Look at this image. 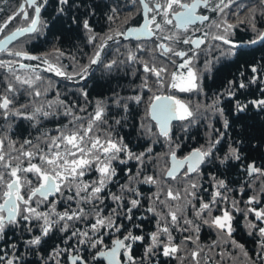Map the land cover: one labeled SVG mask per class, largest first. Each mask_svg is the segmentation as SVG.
Listing matches in <instances>:
<instances>
[{"label": "snow or ice", "instance_id": "1", "mask_svg": "<svg viewBox=\"0 0 264 264\" xmlns=\"http://www.w3.org/2000/svg\"><path fill=\"white\" fill-rule=\"evenodd\" d=\"M133 2L139 5L137 10L143 23L115 35L134 38L141 43H137L135 51L127 49L125 59H112L103 64L109 74L128 68L135 75L136 66H139L143 76L139 90L134 89L133 94L122 95L113 89L110 97L95 101L92 111L87 107L74 111L76 105H67L63 100H40L46 94V89L38 86L44 79L37 71L40 64L0 59V69L7 73L0 90V120L4 121L0 125V242L4 245L0 247V264H22L23 257L17 254L21 244L26 252L39 255L42 246H46L56 233L62 234L63 246L58 244L47 256H39V264H61L62 259L66 264H152L158 256L176 259L180 264L185 261L205 264L206 259L212 260L207 253L217 249L220 250L216 253L219 256L217 264H220L229 254V248L237 249L251 264H256V260L264 264V165L254 160L246 162L243 139L228 143L220 154L230 128L225 114L226 100L235 117L250 109L264 112V65H250V75L241 71L238 78L228 80L223 90L214 93L209 102L195 108L175 95L157 94L170 89L207 95L195 62L208 51L209 40L219 42L212 47L221 49V56L236 54L234 50L240 45L231 39L236 26L227 21L236 0ZM0 3L8 4L9 0H0ZM48 3L49 0H23L6 13L0 20V34L6 33L13 22H23V26L9 30L0 39V53L28 61L39 60L46 65L45 72L69 78L65 66L59 63L65 55L60 49H55L52 60L49 59L51 54L40 57L9 48L19 37L37 34L42 25L46 26L41 14ZM57 4L58 16H66L72 8L79 10L80 7L74 0H57ZM259 5L264 6V0H259ZM242 7L237 5V9ZM110 11L112 14L107 20L118 19L117 8ZM3 12L6 9L0 8V13ZM208 13L215 14L219 20H213ZM94 14L90 10L83 19L72 14L69 20L70 26L82 29L89 44L98 38L90 22ZM260 15L264 16V7ZM256 19L257 7L253 6L247 8L246 20L238 21L247 23L257 32L251 44L264 41V31L257 29ZM205 27L209 30L205 31ZM213 28L215 32L211 31ZM113 39V35H106L103 42L96 45L90 65L102 62L101 50ZM180 45L187 47L180 48ZM140 53L149 58L145 59ZM210 63L205 62L206 71H210ZM15 65L24 70L23 75L17 73ZM87 71L88 67L84 66L82 72ZM253 85L257 86L258 96L250 91ZM142 91L152 93L145 115L154 122L156 131L144 124L141 128L152 136L163 138L168 145L165 154L168 164L159 175H145L143 171L152 159L153 149L149 147L136 153L115 130V126L125 122L133 105L144 102ZM24 93H27L28 102L18 105L17 97ZM80 94L86 105L91 103L87 91ZM250 95L252 99H248ZM54 104L63 107V115L70 118L67 124L57 128L55 135L44 132L35 139H13V121L26 120L36 128L41 120L57 115ZM201 118L208 121L206 143L179 157L182 137L174 138L173 122H179L180 132L186 135ZM216 118L222 119L223 131L212 123ZM130 161L136 162L135 172L127 167ZM208 164L215 165L218 170L225 168L219 175L213 173L208 177L210 190L201 183L203 166ZM121 165L125 166L119 168L125 182L119 184L118 191H112L110 185L116 182ZM232 169L238 170L240 180L226 178L227 171ZM138 184L154 186L156 191L145 197ZM234 184H239V188H233ZM245 194L247 199H243ZM145 199L150 202L145 212L155 219V230L147 234L146 244L145 235L134 231L142 229L146 218L136 215ZM236 214L246 221L247 234L255 237L256 260H252L244 245L234 238ZM136 220L140 223H135ZM203 226L216 234L207 253L198 243ZM9 231L18 236L16 242L6 239ZM174 231L188 234L177 243ZM106 238L110 242H106ZM136 244L144 245L139 260L133 255ZM188 244L195 246L189 250Z\"/></svg>", "mask_w": 264, "mask_h": 264}, {"label": "trees", "instance_id": "2", "mask_svg": "<svg viewBox=\"0 0 264 264\" xmlns=\"http://www.w3.org/2000/svg\"><path fill=\"white\" fill-rule=\"evenodd\" d=\"M93 6H95L94 1L91 2L92 9ZM81 8L82 9L76 10L74 13L68 12L66 16H61L57 18H55L54 11L52 10L50 14H48L49 29L47 30V34L43 36V40L48 38L50 42L59 43L61 45L60 46L61 50H65L68 52H76L77 48L79 47L78 46L79 42H81V40L83 39V35L81 34L82 30L77 25L70 26L69 20L72 14L78 15L81 19L85 18V13L88 12L89 7L83 4L81 5ZM94 20L95 19H93L92 17L91 18L92 25L94 24ZM40 40H41L40 38H37L35 41H31L28 44L27 51L30 54L41 52L43 49L46 48L42 46L41 44L42 40L41 41ZM249 44L250 42L245 44L242 47V49H238L239 51H237V53L233 55V57L226 58L221 62H219L218 64H214L213 67H211L208 75H206V77L202 79V85L204 87V90L207 92L208 99L209 97L213 96L214 93L223 90L228 80L238 78L239 73L241 71L245 72L246 76L250 75L248 71L250 65L257 63L264 65V41H259L253 45L252 44L249 45ZM126 56H127V52L124 53L123 58H125ZM206 59L207 61H209L210 58L207 57ZM214 62L215 61L213 58L211 62V66L212 63ZM130 72L131 70H129L128 68H121L119 72L114 71L111 74L106 73L103 70L99 72L94 71L90 79L86 82V84L84 83L83 84L84 86L83 87L81 86L82 88L80 89V92L87 91L88 98H94V99L106 98L107 96H111L113 89L120 91L122 95H128L130 94V92H126L127 85L132 84L130 81L137 80L136 83H139V81L141 82L140 74L142 73V71H139L138 74L133 75L130 74ZM75 73L72 72L71 74H75ZM49 74H53V73H49ZM59 77L56 79L58 80ZM41 82H38V84ZM70 82L74 84L73 80H70ZM74 85L76 86L77 84ZM41 86L42 85H40V87ZM251 89H252L251 92L255 96L259 95L256 85L251 86ZM177 93L183 94L180 92ZM177 93L175 94L178 95ZM178 96H183V95H178ZM24 97L25 99H29L27 93H25ZM22 100L23 97L18 100V104H21ZM230 108L231 105L229 106V108H227V111H225V114L230 121V128L228 129L225 135L227 136V140L225 141L226 144L222 143L224 147L221 148L220 154H222L223 151L226 150V146L228 143H231L233 140L243 139L244 149H245L244 155L247 157L246 162H251L254 160L258 165L264 164V112L256 113L255 110H251L249 112L240 115L239 117H235L230 113L229 111ZM50 120L51 118L49 117L47 119H44L43 121H50ZM141 124H144V122L138 120L137 114L132 111L130 112V115H128L125 122L120 126V132H122L123 137L125 138V142L129 143V146L132 150H140L145 145V142L144 144L142 143L140 145L137 140L138 137H136L139 134V132L138 134L136 133V129H137L136 126L141 128ZM215 124L218 125L217 121H215ZM27 125L29 126V123H27ZM218 126H220L219 129L223 131L222 119H220ZM28 130L29 128L26 131L24 130V132L26 133L28 132ZM17 132L20 136L24 134V132L22 133L21 130H18ZM205 132H207V124L201 125L200 129H195L193 130V132L189 131V133L185 135L184 140L181 142V148L178 152H182V153H185L187 151L189 152L192 148L198 147L201 144L206 143L205 139L207 138V136L205 135ZM33 133H34V129L33 127H30V134L32 135ZM51 133L53 132L51 131ZM20 136H17L18 138L16 137L13 138L23 139V137ZM179 137H182V135ZM138 139L140 141V138ZM218 148H220V146H218ZM203 169H204L203 172H205L208 176H210L213 173L219 175L220 172L225 171V168L223 167H220L218 170L217 167L213 164L205 165ZM226 178L234 179V180L241 179L240 176L238 175L237 169H232L230 171H227ZM235 185H239V184H234L232 186ZM244 197L246 199L247 195H245ZM244 225H245V221L243 216L238 214L236 216V221L234 222V227L236 228V231L233 234L234 238L238 243L244 245L245 250L249 253V257H251V259L253 260H256V252L258 251V247L256 244L255 237L249 236L247 234V229L244 227ZM151 231H152V225L150 222L147 224L146 231L143 235H145V237L147 238V234L150 233ZM12 235L13 233L12 234L8 233L6 239L14 240L15 237L14 236L12 237ZM24 235L25 237H27L26 233ZM202 235H203L202 237H204L205 230L202 232ZM61 236L62 234L56 233L53 236V238L48 241L46 246H42L39 255L28 252L29 256H26L28 257L26 259L24 258L23 263L39 264V256H47L50 249L55 247L56 243H59ZM21 245L19 252L17 253L18 255H20L21 252L25 254L24 250L22 249L23 246ZM2 246H4L3 242H0V247ZM143 246L144 245L142 244L134 245L133 255L135 257H139L141 255ZM157 260L159 261V264H176L174 259H165L162 256H158L156 259H154L152 261V264H157Z\"/></svg>", "mask_w": 264, "mask_h": 264}, {"label": "rangeland", "instance_id": "3", "mask_svg": "<svg viewBox=\"0 0 264 264\" xmlns=\"http://www.w3.org/2000/svg\"><path fill=\"white\" fill-rule=\"evenodd\" d=\"M254 6H256L257 8L261 7L260 5H257V4H255ZM118 19L120 20V16L118 17ZM0 20H2L1 17H0ZM239 20H246V17L242 16ZM227 21L229 22V19ZM118 31H119V25L117 23H114L113 26H111V24L109 25V23H108L109 35H114ZM27 38L31 39L32 35H29ZM25 40H26V36H24L23 38H20L17 41H15L14 44H13L12 50L13 49H24ZM21 41L23 42V46H21ZM55 49H57V48L54 47V46H51L48 49H46L44 52H42L40 55H39V52L34 53V54L36 56L39 55L40 57H44L46 54H51V55H49V59L54 60L55 59V55H56ZM110 49H112V48H110ZM110 49H109L108 52L104 53V55L101 56V59H103V61L101 63H99L95 67V71L99 72V71L103 70L104 72H106L104 67H103V64L107 63L106 62L107 60L109 62L112 59H117V58L120 59V48L115 47L113 50H110ZM84 50H80V51H77V52H68V51H65V50H61V51H63L65 53V55L60 58L59 63H61V64H63L65 66V71L69 74V78L59 77V79L57 80L56 78H58V77L54 76L55 74L54 75H52V74L48 75V74L42 73L39 70H37L42 75V77L44 78L42 80V82L38 84V86L40 87V85H42L40 87L41 90H45L46 89V94L40 98V100L42 102H46V101L55 102L57 100H63L64 103L67 104V105H76V108L74 109V111H78L79 107H87V110L89 112L92 111V105L95 103L96 100L95 99L94 100L88 99V101H90L91 103L86 105L85 101H83L82 96L79 93H73L75 85L72 82H70V80H73V78H74V74H71L72 72H74V73L78 72L79 70H81L83 68L84 65L88 66L90 68L89 70H91V67L93 66V65H88L89 62H87V63L84 62L86 59H89V57H90V55H87L88 52H89L88 49H84ZM91 51H92V53H95V51L93 49H91ZM104 51H106V50H103V52ZM123 55H124V52H122V56ZM199 58H200V56H199ZM0 59L17 60V58H15V57H7V56H4V55H0ZM206 61H207V59L204 62H206ZM32 64L37 65L36 63H33V62H32ZM195 64H196V68L202 74V72L205 70V67L198 66L199 62H197V61L195 62ZM43 66L46 67V65H43ZM209 67L211 68V64L209 65ZM138 68H139V66H137L136 69H135L136 74L139 73ZM16 70H17L18 74H21V75L24 74V70H22L20 68H16ZM132 72H133V70H131L130 74H132ZM140 75L142 77L143 73H141ZM136 81H130L132 84H128L127 85L126 92H130V94H133V90L134 89L135 90H139L138 86L140 85L141 82L139 81V83H136ZM53 87H54V89H53ZM77 90H79V89H77ZM153 90L155 91V88ZM141 94L144 96V102L141 103L140 105H133V107L130 110V112H132V111L135 112L137 114V116H138V120L143 121L144 125H146L148 127L151 126L153 131L155 132L156 131L155 124L152 121H150L145 115L146 110H147L146 107H147L148 97L152 93L147 92V91H144V93H143V91H142ZM157 94L175 95V96H177V98H179V99H181V100H183L185 102L190 103V105L193 108H195L196 105H198V104L199 105H203V104L209 102V100L212 98V96H211V97H209L208 100H206L205 96L203 94H200V93H198V94H188L187 93L186 95L178 96L175 93H173L172 90H170V89H165L162 92H159ZM21 97H22V95H18L17 102H18V100ZM23 98L24 99H23L21 104L27 103L28 99H25L24 94H23ZM53 110H57V115L50 116V118H51L50 121L41 120L40 124L36 127V129L33 128L34 129V133L32 135L30 134L31 124H30L29 121H27L29 123V126H28V128H29L28 137H32L33 139H35V137H37L38 135H40L41 133H44V132H47L50 135H55L56 134V130H57L58 127L68 123L70 118L66 117V116H64L62 114L63 113V107H59V106L54 104V109ZM112 111L115 112L116 109L113 108ZM80 115H86V113H80ZM117 118H119V117H117ZM198 123L207 124L208 121L203 119V118H201ZM198 123L196 124V126H198ZM136 128H137L136 129V133L138 134V132H139L138 136H136V137H138L141 140L145 141V145H144V147L142 149L133 150V151L136 152V153H139L141 151H145L149 147H151L153 149V152L151 154L152 159H151L150 162L146 163V165H145V167L143 169L144 174L145 175H159L163 171V169L167 166V157L165 156V154L168 152L167 142L164 141L163 138H158L156 136H152V135L148 134L146 132V130H143L142 128H139L137 126H136ZM173 129H174L173 130L174 131V138L175 137H179L178 133H181L180 132V124H179V122H175V124L173 126ZM115 130H116V132L119 133V135L123 136L122 132H120V126H115ZM51 131L53 133H51ZM205 135L208 136V131L205 132ZM13 139H15V138H13ZM183 140H184V137H182V139L180 140V143ZM205 140L207 141V138ZM187 152H185V153L178 152V156L182 157V156L186 155ZM131 162H134L133 165H127V167H131L133 169V171L135 172L137 170L136 162L135 161H131ZM123 167H125V166H123ZM118 169H119V167H118ZM203 171H204V169H203ZM202 176H203V178L201 180V183H203L204 186L208 187L209 190H210V185L208 183V177L209 176L205 172H202ZM124 182H125L124 174H123V177H122V176H120V173H119L118 177L116 178V182L113 185H110L111 190L112 191H118L119 184L120 183H124ZM137 187L140 189V191L143 193V195L145 197L151 196L152 193L154 191H156V188L154 186H151V185L138 184ZM232 187L233 188H239V185H235V186H232ZM248 194H250V193H248ZM245 195H247V194H245ZM237 198L239 199L240 197H237ZM243 199H245V197H243ZM246 199H247V197H246ZM109 203H110V201H109ZM142 204H143V207L140 209L141 212L140 213L137 212V214H143V216L146 217V220H145L146 224L151 222L152 231H154L155 230V219L151 216V214H148V213L145 212V208L147 206H149L150 202L147 199H145L144 201H142ZM58 207L62 209L63 205H59ZM241 207H243V204H241ZM190 215L191 214L189 213V216ZM237 215L238 214H236V216ZM245 224H246V221H245ZM204 230H205V235H204V237H202L203 236L202 232ZM8 233L12 234L13 232L9 231ZM187 234L188 233H182V232H176V231L173 232V235L175 236L177 243H181L183 241L184 235H187ZM13 236L15 238H14V240H11V241L12 242H16L17 239H18V236L14 235V234L12 235V237ZM215 239H216V234H215V232L213 230L209 229L207 226H203L201 228L200 233H199V241H198V243H199V245L201 247L205 248V252L206 253H207L208 246ZM146 243H147V238H146L145 244ZM58 244L63 246V236L60 237L59 243H56V245H58ZM21 246H23V245H21ZM194 246H195L194 244H188L187 247L190 250ZM22 249L24 250L23 247H22ZM51 250L52 249H50V251ZM143 251H144V246H143L141 255L139 257H136L137 260H139L142 257ZM219 251L220 250L217 249L216 252L207 253L208 256H211L212 260L208 261L206 259L205 260V264H217V262H219V256L216 253L219 252ZM24 252H25V254H23L22 252L20 253V255L23 257V260H24V258L25 259L28 258L26 256H29L28 252H26L25 250H24ZM228 252H229V254L227 256H225V259L222 262H220V264H251V261L246 260V258L242 254H240L237 249L229 248ZM163 258H165V257H163ZM165 259H169V258H165ZM174 260H175L176 264H180V261H178L176 259H174ZM61 264H66V260L62 259ZM185 264H188V262L185 261ZM256 264H259L258 260H256Z\"/></svg>", "mask_w": 264, "mask_h": 264}, {"label": "flooded vegetation", "instance_id": "4", "mask_svg": "<svg viewBox=\"0 0 264 264\" xmlns=\"http://www.w3.org/2000/svg\"><path fill=\"white\" fill-rule=\"evenodd\" d=\"M92 1H94V3H95V6H93V9L91 7V2ZM22 2H23V0H9V3L8 4L0 3V8L6 9V12L0 13V17L3 19L5 17V15H6L7 12H10L13 8H15L19 3H22ZM74 3L80 5L79 10L82 9L81 8V5L85 4L86 6L89 7L88 8V11L92 10L95 13L92 16L93 19H95L94 20V24L92 26H93V28L95 30V33L98 36L97 40L93 44H89L87 42V36L82 31L81 34L83 35V39L81 40V42H79V44H78L79 47L77 48V51L84 50V49H88L89 52H88L87 55H90V57H89V59H86L84 61L86 63L90 61V58L94 54V53H92L91 49H93L94 51H96L97 50L96 49V45L102 43L103 42V39L106 37V35H109V32H108V23H109V25L111 24V26H113L114 23H117L119 25V32H125L126 29L138 27V26H140V24L143 23V17L140 14V12L137 10L138 7H139V5L136 4V3H134L133 0H74ZM96 4H97V6H96ZM255 4L259 5V0H236V4H234L232 6V8L229 10V13H228V16H227V20L229 19V22L228 23H231V24H233V25L236 26L233 29V35L231 36V39L240 45V47L238 49H242V47L245 44L249 43L251 40H253V39H255L257 37V32L253 31L251 29V27L247 23H239L238 22V21H240L239 19L242 16L243 17H246L247 8L253 7ZM237 5H243V7L240 8V9H237ZM262 7H264V6H261L260 8H257L256 25H257V29L259 31H263L264 30V16H261L260 15V11H261V8ZM57 8H58L57 0H49V3L47 5V7H46V10L42 11V14H41V19L46 23V26H43L42 25L41 26V30L37 34H26V35H24V36H26V40L24 42V46H25L24 49H13V50H21V51H25V52L29 53L27 51L28 44L31 41H35L37 38H40L42 40V42H41L42 46L43 47H46L41 52H39V55L42 52H44L46 49H48L49 47H51V46H54L57 49H60L61 48L60 47L61 45L59 43L50 42V40L48 38H46L45 40H43V36L45 34H47V30L49 29L48 14H50V12L53 10L54 11L55 18L61 17V16H58L57 15ZM111 8H117V10H118L117 15H118V17L120 16V20L119 19H116L115 21H111V22L107 20V16L112 14L111 11H110ZM76 10L77 9L74 7L69 12H73L74 13ZM233 13H237V14L234 15ZM208 14L211 16V18L213 20H217V21L219 20V17H217L215 14H213V13H208ZM91 18H90V22H91ZM17 26H23V22H19V23L18 22H13V24L9 26V30H14L15 27H17ZM9 30H6V33H4V34H0V39L5 34H7ZM204 30L207 31L209 29L207 27H205ZM211 31L215 32L216 29L213 28V29H211ZM29 35H32V38L31 39H28L27 38ZM197 35H199V33H197ZM24 36L19 37V39L20 38H23ZM113 36H114V39L107 41L106 46L101 50V56L104 55V53L108 52L110 48H112L110 50H113L115 47H117V48H120V59H125L126 57L123 58L122 52H124V53L127 52V49H132L133 51H135L136 50L137 43H141V41H137L134 38L125 39L124 37H122V36H116L115 34ZM14 42L15 41H13V43L9 45V48L12 49ZM44 42H45L46 45L44 44ZM217 43H219V42L209 40L208 51L206 53L200 55V58L197 60V62H199V65L198 66L205 67V62L204 61H205V59L208 56L210 58L209 59L210 62H212L213 58H214V61H215L214 63H212V66L211 67H213L214 64H218L219 62H221L222 60H224L226 58L233 57V55L221 56L220 55L221 49H217V48H213L212 47V45H215ZM21 46H23V42L22 41H21ZM179 47L180 48H186L187 46L180 45ZM224 47H227V46H224ZM238 49H235L234 51L237 53V51H239ZM103 50H106V51L103 52ZM0 55L7 56L6 54H3V53H0ZM30 55H35V54H30ZM140 55L144 56L145 59H148L149 58L148 56L144 55L143 53H140ZM7 57H9V56H7ZM15 58H17V60H19L21 63H25V64L34 65V64H32V62L33 63H36V64H41V61H39V60L38 61H28V60H23V59L18 58V57H15ZM101 61H103V59H101ZM106 62H108V60ZM98 64L93 65L91 67V70H89L90 68L87 66L88 67L87 73L82 72V69H81L78 72H76V73H80L81 75H77L76 73L74 74L73 82H74V84H77V85L74 87L73 93H79V94L81 93L80 92V89L84 86L83 84L84 83L86 84V82L90 79L91 75L95 71V67ZM88 65H90V63ZM84 66H86V65H84ZM15 67L16 68H19L18 65H15ZM44 68L45 67L43 66V64H41L40 65V68L37 69V70H39L42 73L51 75L48 72H45L44 71ZM208 73H209V71L204 70L202 72V74H201L202 79L204 77H206V75H208ZM5 75H7L6 71L4 69H0V90H2V88H3V83H4L3 78L5 77ZM81 76H83L84 78L82 79ZM56 77H59V76H56ZM201 83H202V80H201ZM77 89H79V90H77ZM251 90L252 89H250V91ZM143 93H144V91H143ZM175 93H177V92H175ZM204 93L207 94V92L205 90H204ZM177 94L178 95H186L187 93H183V94L177 93ZM188 94H198V93H188ZM24 95H25V93H24ZM163 95H166V94H163ZM204 96H205V99L207 100L208 99L207 98V95H204ZM22 97H23V95H22ZM108 97H110V96H107L106 98H100V99H107ZM252 98H253L252 95L248 96V99H252ZM82 99H83V101H85L83 97H82ZM88 99L94 100V98H88ZM95 100H98V99H95ZM17 104H18V102H17ZM229 106H230V104L226 100L225 101V111H227V108H229ZM249 111H251V109ZM215 121H217V123L219 125L220 119L219 118H216V119H213V121H212V123L214 124V126L216 128H220V126H218V125L215 124ZM27 123L28 122L26 120H19V119H17L15 121H13V128L11 130L12 137L18 138L17 136H20L18 134V132H17L18 130H21L22 133L24 132V130L26 131L28 129ZM2 124H4V121L3 120H0V125H2ZM174 124H175V122H173V126H174ZM201 125H204V123L203 124L202 123L201 124L198 123V126L195 125V126L191 127L190 128V131L193 132V130H195V129H200L201 128ZM178 135L179 136L182 135V137H185V134L178 133ZM20 137H23V138L24 137L25 138L28 137V132H26V133L24 132V134H22ZM137 140H138V142H139L140 145L142 143L144 144V142H145V141H143L141 139L139 141L138 138H137ZM226 140H227V136H225V140L222 143L226 144L225 143ZM133 163L134 162H131L130 161L128 165H133ZM260 165H264V164H260ZM122 167H123V165L119 166V168H122ZM118 172H119V169H118ZM119 173H120V176L123 177V174L124 173L123 172H119ZM140 212L141 211H139L138 213H140ZM136 215L137 216H140V215H143V214H137L136 213ZM145 220H146V218L143 220L142 229H140V230H134L136 232V234H144L145 233L146 228H147V224H146ZM135 223H140V221L139 220H136ZM125 224H127L126 221H125ZM128 227H131V225H128ZM106 242H110L108 240V238H106ZM133 248H134V246H133Z\"/></svg>", "mask_w": 264, "mask_h": 264}, {"label": "water", "instance_id": "5", "mask_svg": "<svg viewBox=\"0 0 264 264\" xmlns=\"http://www.w3.org/2000/svg\"><path fill=\"white\" fill-rule=\"evenodd\" d=\"M138 27H139V26H138ZM135 28H137V27H135ZM128 29H129V28H128ZM128 29H126L125 32H126ZM263 31H264V30H263ZM7 34H8V33H7ZM1 39H3V37H2ZM250 44H251V43H250ZM252 45H253V44H252Z\"/></svg>", "mask_w": 264, "mask_h": 264}]
</instances>
